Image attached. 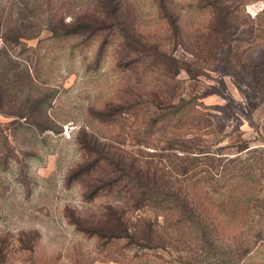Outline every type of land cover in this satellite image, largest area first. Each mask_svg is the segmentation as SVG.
<instances>
[{
    "label": "rangeland",
    "instance_id": "1",
    "mask_svg": "<svg viewBox=\"0 0 264 264\" xmlns=\"http://www.w3.org/2000/svg\"><path fill=\"white\" fill-rule=\"evenodd\" d=\"M0 264H264V0H0Z\"/></svg>",
    "mask_w": 264,
    "mask_h": 264
},
{
    "label": "trees",
    "instance_id": "2",
    "mask_svg": "<svg viewBox=\"0 0 264 264\" xmlns=\"http://www.w3.org/2000/svg\"><path fill=\"white\" fill-rule=\"evenodd\" d=\"M183 150L185 153H189V151L185 150L184 148L180 149ZM198 155V153H196ZM200 154V153H199ZM175 159H179L182 160L184 163V166L182 167V169L180 171L176 170L174 171L172 166V163L170 162V166L165 167L164 169L158 170L156 171L153 175H151L149 172H146V176L145 178L150 182V184L152 185V187H150V185H144L141 190H144L141 193V199H139L138 204L142 205L141 202H144V198H147L148 194L150 192L155 193L157 199L155 201L156 205L158 207H162L163 205H170L172 206L171 210L177 212V214H181L184 213V215H186V213L191 214L192 216H196L198 210L194 209L193 207L190 206L189 202L190 198L188 197V194H186V191H182L180 189L178 190H174V187L172 186H166L164 184L165 181V172L166 170H169L168 172H173L177 178H182V177H188L189 174V170L191 169V163H193L194 161L198 160V157H195V159L191 160L188 154L187 156H178V155H174ZM189 163V164H188ZM165 171V172H164ZM148 178H151L148 179ZM168 191V192H167ZM159 196V198H158ZM162 197H166L165 199H163ZM148 199H146L147 201ZM183 216V215H182ZM197 218V217H196Z\"/></svg>",
    "mask_w": 264,
    "mask_h": 264
}]
</instances>
